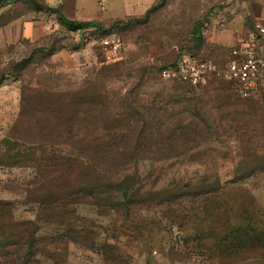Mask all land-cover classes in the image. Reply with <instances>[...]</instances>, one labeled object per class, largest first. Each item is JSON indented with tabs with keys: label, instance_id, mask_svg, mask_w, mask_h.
I'll return each instance as SVG.
<instances>
[{
	"label": "rangeland",
	"instance_id": "rangeland-1",
	"mask_svg": "<svg viewBox=\"0 0 264 264\" xmlns=\"http://www.w3.org/2000/svg\"><path fill=\"white\" fill-rule=\"evenodd\" d=\"M260 18L264 0H0V264H264V93L159 76L183 48L223 68Z\"/></svg>",
	"mask_w": 264,
	"mask_h": 264
},
{
	"label": "built area",
	"instance_id": "built-area-1",
	"mask_svg": "<svg viewBox=\"0 0 264 264\" xmlns=\"http://www.w3.org/2000/svg\"><path fill=\"white\" fill-rule=\"evenodd\" d=\"M99 2L103 4L105 0ZM100 46L106 61H113L120 55L121 42L115 36L102 38ZM159 76L171 81H186L193 87L220 77L242 97L264 93V18H260L253 28L236 40L223 68L183 48L177 49L176 61L162 68Z\"/></svg>",
	"mask_w": 264,
	"mask_h": 264
},
{
	"label": "trees",
	"instance_id": "trees-1",
	"mask_svg": "<svg viewBox=\"0 0 264 264\" xmlns=\"http://www.w3.org/2000/svg\"><path fill=\"white\" fill-rule=\"evenodd\" d=\"M58 16H59V19L65 24L67 25L70 29H73V30H78V29H85V28H89V27H93V28H96V29H101L102 28V25L99 23V22H96V21H77V20H71V19H67L65 18L61 13L58 12ZM193 54V53H192ZM195 55V54H194ZM174 64V63H173ZM172 65V64H170ZM169 65V66H170ZM223 80V79H222ZM224 81V80H223ZM173 82H180V81H173ZM226 82V81H225ZM180 83H184L185 85H188L190 87H193L191 86L188 82L186 81H181ZM228 83V82H227ZM208 84V83H207ZM230 85V87L232 88L233 90V87L231 86L230 83H228ZM206 85V84H205ZM201 86H204V85H201ZM199 87V86H197ZM234 91V90H233ZM235 92V91H234ZM1 239V238H0ZM28 256H30V254H27Z\"/></svg>",
	"mask_w": 264,
	"mask_h": 264
},
{
	"label": "crops",
	"instance_id": "crops-1",
	"mask_svg": "<svg viewBox=\"0 0 264 264\" xmlns=\"http://www.w3.org/2000/svg\"><path fill=\"white\" fill-rule=\"evenodd\" d=\"M152 260V259H151ZM151 264H156V262H153V263H151Z\"/></svg>",
	"mask_w": 264,
	"mask_h": 264
},
{
	"label": "water",
	"instance_id": "water-1",
	"mask_svg": "<svg viewBox=\"0 0 264 264\" xmlns=\"http://www.w3.org/2000/svg\"><path fill=\"white\" fill-rule=\"evenodd\" d=\"M150 259H152V257H149Z\"/></svg>",
	"mask_w": 264,
	"mask_h": 264
}]
</instances>
